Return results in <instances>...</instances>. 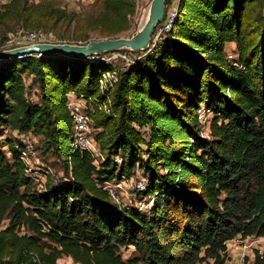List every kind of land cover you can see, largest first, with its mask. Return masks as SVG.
Wrapping results in <instances>:
<instances>
[{"label":"trees","instance_id":"16d2710c","mask_svg":"<svg viewBox=\"0 0 264 264\" xmlns=\"http://www.w3.org/2000/svg\"><path fill=\"white\" fill-rule=\"evenodd\" d=\"M103 2L70 39L132 34L135 0ZM70 15L47 1L9 0L0 26L17 20L27 29H62ZM228 42L243 68L227 60ZM142 54L104 95L99 78L111 65L97 59L35 53L0 61V222L8 221L0 264H57L63 256L82 264H231L228 241L264 238L263 0H180L171 31ZM71 90L111 99L112 114H92L107 153L99 166L72 151ZM202 104L212 113L207 134ZM7 128L43 138L66 176H48L38 189L19 140L1 138ZM137 170L146 178L145 210L116 202L105 188L117 172ZM130 247L124 259L121 249ZM247 264H264V252Z\"/></svg>","mask_w":264,"mask_h":264},{"label":"rangeland","instance_id":"374dc122","mask_svg":"<svg viewBox=\"0 0 264 264\" xmlns=\"http://www.w3.org/2000/svg\"><path fill=\"white\" fill-rule=\"evenodd\" d=\"M9 0H3L2 3H0V9L1 6L8 2ZM24 1V0H23ZM28 4H36L42 1L51 2L57 7L66 9L69 13H71L70 18L68 22L63 25L62 29L66 31L65 37H61L60 34L62 29H59V26H55L53 28H39V29H27L21 27L19 24L15 23L17 20H12L11 23L1 25L0 26V51L4 49L14 48L18 46L23 45H30L32 43H35V40H38L40 37L45 39L46 42L51 43H71V44H79V43H86L93 39H100L103 37H98L95 33H91L90 39L87 41H73L71 36L73 34L79 33V29L77 26V22H79L80 18L83 19L86 15H98L104 8V2L103 0H26ZM264 2V0H263ZM142 14V10L140 11V14H136V17L134 15V20L137 19L138 21V15ZM144 20V19H143ZM143 22V21H142ZM139 28L138 24H136L132 29L134 31L132 34ZM86 32V31H85ZM131 34V35H132ZM130 34L122 35L130 37ZM120 37V36H119ZM234 49V48H232ZM24 79L28 85V97L30 99L36 100V87L33 86L30 82L31 77L27 74H24ZM203 108H207L205 104H202ZM205 109V110H206ZM209 111H205L204 114H206V121L202 123V131L204 134L208 133L209 129V121L210 117L212 116V113ZM208 112V113H207ZM95 126V125H94ZM98 128L94 127L93 134L94 136L98 132ZM19 132H15V130H11L9 128L3 130V135L1 138H12L15 140H21ZM34 144V148L36 151V157L32 159L33 166L37 169V171L40 174H45L46 170L48 168H51L50 174H48L49 178L53 179L54 181L62 179L64 176H66L65 173V164L64 161L56 156L53 152H50L46 149L44 145L43 138L32 134H28L26 139H28ZM7 150L8 148L5 147ZM107 154V153H106ZM104 154L105 158H107V155ZM120 163V162H118ZM146 183L145 176L137 170L132 176L128 177L125 175H121L119 172L116 173V177L112 181H107L105 185L109 190H112V193H114L115 197L113 199L121 204H124L128 207H137L141 210L148 209L150 206L148 202L147 197H143L139 194L140 190H144V188H141V185ZM110 192V191H109ZM8 221L3 220L0 222V228H4L7 225ZM260 248L264 249V238H259L257 236H249V237H240L237 236L233 241L232 244L229 243L228 248V254L229 257L233 259V261H236V258L239 256H242L245 254V258L248 260V262H251L254 259V255L256 254V251H259ZM133 247L130 248H122L121 254L124 259H128L131 256H133ZM62 258V260H60ZM58 261L62 262L65 259H68L67 256L61 257ZM247 262V261H246ZM141 264V263H139Z\"/></svg>","mask_w":264,"mask_h":264},{"label":"built area","instance_id":"2783aa9c","mask_svg":"<svg viewBox=\"0 0 264 264\" xmlns=\"http://www.w3.org/2000/svg\"><path fill=\"white\" fill-rule=\"evenodd\" d=\"M152 0H135L136 6V14H140L142 10V14L138 15V21L135 19V23L140 27L142 25V21L145 15L149 12L150 4ZM180 0H169L165 5V15L160 23L155 26V29L151 36V44L150 48L153 47L158 41H161L166 34L171 31L173 22L177 16L178 4ZM3 0H0L2 3ZM135 24V25H136ZM134 25V26H135ZM36 42H46L45 39L40 37ZM142 52L146 51H134L130 48H124L116 51H112L103 55H98L91 57V59H97L105 62L108 65H111V68L102 73L99 78V94H106L111 86L118 80L119 73L125 70L129 65L136 62L139 58L143 56ZM38 55H42L43 53H37ZM227 60L232 63L235 67L243 68L239 60V54L234 49H227L225 51ZM67 97V109L69 110L72 117V131H73V139H72V151H78L80 153L87 152L89 153L93 159L94 163L99 166L100 162L105 159L104 154L102 153L99 144L97 143L93 130H94V122L92 118V114L96 111L104 112L106 114H112V102L109 97H100L99 95L86 96L83 94H78L75 91H68L66 93ZM203 108L202 105L198 109L199 119L202 123H204L207 119L206 114L204 112L208 109ZM211 112V111H210ZM208 113V112H207ZM137 128H140L136 125ZM141 130H149L147 126L141 128ZM203 133V131H202ZM28 134L32 133H23L20 135V158L25 163L26 169L25 172L28 176L34 179L37 184V188L43 190L47 184L48 174L52 171L51 168L46 170L45 174H40L37 169L32 164V159L36 157V151L34 148V144L26 137ZM204 134V133H203ZM116 161L121 162L122 159L120 156H116ZM105 188L107 186L105 185ZM141 188H145L144 183L141 185ZM108 189V188H107ZM109 190V189H108ZM110 194L115 197L112 190H109ZM240 237H242L240 235ZM253 237V236H252ZM261 238V237H259ZM263 238V237H262ZM235 239V238H234ZM230 240L227 242V247L229 248V243L232 244ZM257 252V251H256ZM264 249L260 248L258 253L263 254ZM229 256V254H228ZM255 257V255H254ZM64 261H58L57 264H82L81 262L74 261L71 257H67ZM62 260V258L60 259ZM247 259L245 258V254L236 258V261H233L231 257H229V262L231 264H247Z\"/></svg>","mask_w":264,"mask_h":264},{"label":"water","instance_id":"95a60500","mask_svg":"<svg viewBox=\"0 0 264 264\" xmlns=\"http://www.w3.org/2000/svg\"><path fill=\"white\" fill-rule=\"evenodd\" d=\"M165 5L166 0H152L146 21L130 37L100 38L79 44L36 42L0 51V61L9 57H21L35 53L67 54L91 58L124 48L148 51L155 26L164 18Z\"/></svg>","mask_w":264,"mask_h":264},{"label":"crops","instance_id":"0c3cea01","mask_svg":"<svg viewBox=\"0 0 264 264\" xmlns=\"http://www.w3.org/2000/svg\"><path fill=\"white\" fill-rule=\"evenodd\" d=\"M232 48H236V44L234 42H228L225 46V51L227 49H232Z\"/></svg>","mask_w":264,"mask_h":264},{"label":"bare ground","instance_id":"6f19581e","mask_svg":"<svg viewBox=\"0 0 264 264\" xmlns=\"http://www.w3.org/2000/svg\"><path fill=\"white\" fill-rule=\"evenodd\" d=\"M149 13V12H148ZM148 13L145 15V17H144V20H143V22H142V24L146 21V19H147V17H148Z\"/></svg>","mask_w":264,"mask_h":264}]
</instances>
